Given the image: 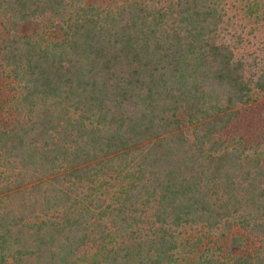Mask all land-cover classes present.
Returning <instances> with one entry per match:
<instances>
[{"label":"trees","instance_id":"trees-1","mask_svg":"<svg viewBox=\"0 0 264 264\" xmlns=\"http://www.w3.org/2000/svg\"><path fill=\"white\" fill-rule=\"evenodd\" d=\"M262 35L264 0H0V264H264Z\"/></svg>","mask_w":264,"mask_h":264},{"label":"rangeland","instance_id":"rangeland-1","mask_svg":"<svg viewBox=\"0 0 264 264\" xmlns=\"http://www.w3.org/2000/svg\"><path fill=\"white\" fill-rule=\"evenodd\" d=\"M238 23V22H237ZM241 24V23H239ZM245 29H243L244 32H242L243 34L246 32L247 30V27H244ZM233 30L230 29L228 31V34H232ZM232 36V35H230ZM228 36L229 38H233V37H230ZM252 35H249L248 37L252 39L251 37ZM259 39H262V41H264V35H262V37H259ZM253 40H256L253 39ZM258 40V39H257ZM264 43V42H263ZM249 47V48H248ZM252 46L250 45V43H245V45L241 48H245V49H249L250 51V48ZM256 47V46H255ZM255 47H252L255 49ZM261 54V52L259 53V55ZM0 104H2V102H0ZM251 109L253 110H250V116H244L242 118V121L240 122V128L242 130H244V132L246 133L247 136L251 137L253 143H254V146H253V150H260L262 148H264V143L263 141H261L260 139H263L264 140V134L262 131H264V128H263V122H264V99L260 100L257 105H254L251 107ZM247 127H251L252 129V132H249L247 129ZM255 129V130H254ZM187 232H188V235L186 236H191L193 234V232L190 230V229H187ZM209 238L212 240V241H217V234L215 235H209ZM206 240L204 239L203 242H205Z\"/></svg>","mask_w":264,"mask_h":264}]
</instances>
